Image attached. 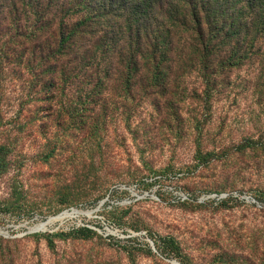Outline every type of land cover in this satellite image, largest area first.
Listing matches in <instances>:
<instances>
[{
    "label": "rangeland",
    "instance_id": "1",
    "mask_svg": "<svg viewBox=\"0 0 264 264\" xmlns=\"http://www.w3.org/2000/svg\"><path fill=\"white\" fill-rule=\"evenodd\" d=\"M205 91L196 72H175L162 88L138 80L93 102L77 84L56 96L33 73H4L0 264H264V153L243 149L264 135L263 64ZM71 209L81 216L30 232ZM45 234L63 236L50 250ZM151 241L180 254L161 257Z\"/></svg>",
    "mask_w": 264,
    "mask_h": 264
},
{
    "label": "trees",
    "instance_id": "2",
    "mask_svg": "<svg viewBox=\"0 0 264 264\" xmlns=\"http://www.w3.org/2000/svg\"><path fill=\"white\" fill-rule=\"evenodd\" d=\"M263 42L264 0H0V77L23 69L56 96L77 84L93 102L111 88L129 94L138 80L162 88L175 72H196L209 96L223 73L255 58L264 70ZM101 128L93 118L91 134ZM243 149L264 153V135ZM11 152L0 145V175ZM43 236L52 250L63 234ZM156 246L161 257L180 254L174 241Z\"/></svg>",
    "mask_w": 264,
    "mask_h": 264
},
{
    "label": "bare ground",
    "instance_id": "3",
    "mask_svg": "<svg viewBox=\"0 0 264 264\" xmlns=\"http://www.w3.org/2000/svg\"><path fill=\"white\" fill-rule=\"evenodd\" d=\"M79 213V211L78 210H75V209H73V211L72 212H66L65 214H63V215H61V216H59V217H57V218H55V219H52V220H50L49 222H47L46 224H41L40 226H37V228H41V229H45V227L47 226V225H49L50 223H62V222H64V221H66V220H69V219H73V218H75V217H78V214ZM81 216V215H80ZM53 225V224H52Z\"/></svg>",
    "mask_w": 264,
    "mask_h": 264
},
{
    "label": "water",
    "instance_id": "4",
    "mask_svg": "<svg viewBox=\"0 0 264 264\" xmlns=\"http://www.w3.org/2000/svg\"><path fill=\"white\" fill-rule=\"evenodd\" d=\"M72 211H73V209H71V210H69V211H64V212L60 213L58 216H55V217L49 218V219L47 220V222H49L50 220L55 219V218H57V217H59V216L65 214L66 212H72ZM78 214L81 215L82 212L79 211ZM47 222H46V223H47ZM46 223H42V224H46ZM40 225H41V224H39V225L36 224L35 227L33 226L32 228H30V232L44 231L45 229L37 228V226H40ZM150 244H151V248H152V250H153L155 253H158L157 248H156L154 242L151 241ZM170 262H171V264H180V263H179L178 261H176V260H174V261H170Z\"/></svg>",
    "mask_w": 264,
    "mask_h": 264
}]
</instances>
